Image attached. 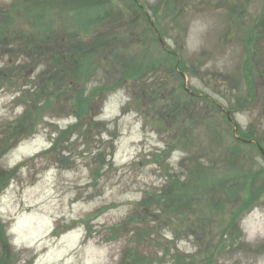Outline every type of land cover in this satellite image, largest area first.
Masks as SVG:
<instances>
[{"label":"rangeland","instance_id":"1","mask_svg":"<svg viewBox=\"0 0 264 264\" xmlns=\"http://www.w3.org/2000/svg\"><path fill=\"white\" fill-rule=\"evenodd\" d=\"M23 33L114 56L54 71ZM250 130L264 149V0H0V264H264Z\"/></svg>","mask_w":264,"mask_h":264},{"label":"trees","instance_id":"2","mask_svg":"<svg viewBox=\"0 0 264 264\" xmlns=\"http://www.w3.org/2000/svg\"><path fill=\"white\" fill-rule=\"evenodd\" d=\"M24 35L25 34L23 33V35L21 36L23 38L22 40L19 39L20 42L21 43H25L27 48L30 46L31 53L36 51L35 53L40 52V54L43 53L42 55H46V57L49 58L48 59L49 63L53 64L54 71L57 70V69H61L62 68V64H66L67 63V64H71L73 66L74 62H76L75 65L78 64L77 68L80 70L81 67H82L81 65H85V62L87 60H91L92 59L91 57H94L95 58L94 60H96L99 63V62H107V60H110V58L112 56H114V53H112L111 45H107V51L102 52L103 54L100 52L101 51L100 50V44L98 42H97L98 44L97 43H92L91 45L87 44V46H84V47H82L81 45H72V43L70 44L71 46L67 47L68 44L67 45L65 44V47L64 46L62 48L58 47L57 50H56L54 47H51L49 45H48V48L42 47V45H40L38 47V46H36V43H35L36 41H33V39H35V38L32 37V35H26V36H24ZM1 40H3V39H1ZM1 42H3V41H1ZM105 48L106 47H104L103 50ZM75 53L76 54L79 53V55H76ZM166 55H168V56H170L171 58L174 59V56L170 55V53L166 52ZM177 62H178V60L176 61V63ZM156 64H157V62H153L152 63V65H151V69L152 70L153 69L154 70L157 69L156 68ZM91 68L93 70H89L88 71V69H87L88 73H92V72H94L96 70L93 67H91ZM59 71L60 70L57 71V75L60 73ZM142 71L143 70H142L141 67L133 66V65H130L128 67V69H126V73H127L128 77H132V76L134 77V74L135 75L139 74V76H140ZM129 75H131V76H129ZM183 75L184 74H182V76ZM150 80H154V78L152 77ZM60 81H65V84L64 85L63 84L57 85V89H55V90H58V89L59 90H64V92L66 93V92H68V90H74V89L77 88L76 87L77 86L76 79L74 77L71 78L70 74L66 75V77L63 78L62 80L60 78V80L58 82H60ZM139 81H141L144 86H147V96H149V93H150L151 90L152 91L154 90V92L152 93V95L154 96L156 94V89L160 88V85L157 83V78H155V81L153 82V84H150V83L147 84L148 83V78L140 77ZM253 93H255V92H253ZM54 94H55V92H54ZM52 95H53V93H51V95L43 93L42 96L40 94H38L39 100L37 102V104H38L37 106L40 107L41 109H45L47 106H49L51 104L50 103V96H52ZM99 95L100 94H97V93L96 94L91 93L88 96L82 97L83 94L81 92H79V97L80 98H77L76 104L74 103L76 106L73 107L76 110V112H77L76 116L81 119L82 118V113H86V112H88L90 110V108H89V106H91L90 102L92 100H95V97L97 98ZM19 98H23V95L21 94L19 96ZM40 102H41V104H40ZM226 118H227V116H226ZM89 120H93V119H89ZM228 121L231 122L230 120H228ZM238 135L235 138L237 143L252 145V143L255 142L256 146H257V149L260 150L259 146H258L259 143H257V141L255 140V137H253L254 135H252L251 130H250V132H247V131L243 132L242 135H240V136H238ZM10 172H12V171H10ZM8 173H9V171H7V174ZM252 183H253V181H252ZM252 183H251V185H252ZM227 195H228V193H227ZM233 197H234V194L231 195V199H234ZM252 197H254V195ZM142 201L143 202L147 201V196H144L142 198ZM162 201L163 200L161 199V202ZM147 231L151 232V229L149 228V226L147 227ZM148 241L153 243L152 240H148ZM214 254H216V253H212L211 256H209L208 258L203 259L201 261H198V258H197L198 254L186 255V254H183V253H178L177 255H175V257L177 259H179V261H181L182 264H217V262H219V260L218 259H214V257H213ZM158 263H159V259L157 258V264ZM159 264H162V263L160 262Z\"/></svg>","mask_w":264,"mask_h":264},{"label":"water","instance_id":"3","mask_svg":"<svg viewBox=\"0 0 264 264\" xmlns=\"http://www.w3.org/2000/svg\"><path fill=\"white\" fill-rule=\"evenodd\" d=\"M159 38H160V40H161V42L163 43V45H164V42H163V40L161 39V37H160V35H159ZM229 115V114H228ZM260 149H261V151L263 152V154H264V149L263 148H261L260 147Z\"/></svg>","mask_w":264,"mask_h":264}]
</instances>
